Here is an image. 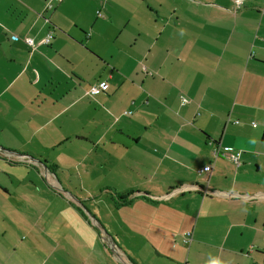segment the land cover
<instances>
[{
    "label": "crops",
    "instance_id": "0c3cea01",
    "mask_svg": "<svg viewBox=\"0 0 264 264\" xmlns=\"http://www.w3.org/2000/svg\"><path fill=\"white\" fill-rule=\"evenodd\" d=\"M233 7L0 0V264H264V0Z\"/></svg>",
    "mask_w": 264,
    "mask_h": 264
},
{
    "label": "built area",
    "instance_id": "2783aa9c",
    "mask_svg": "<svg viewBox=\"0 0 264 264\" xmlns=\"http://www.w3.org/2000/svg\"><path fill=\"white\" fill-rule=\"evenodd\" d=\"M56 1L59 2L61 0H56ZM249 1H251V0H234V8H235V10L238 11L239 9L243 8L245 6V4L247 2H249ZM51 7H52V5L49 3L47 5V9L50 10ZM52 39H53V34L50 31V32H48V34L46 35V37L43 40L40 41L39 45L48 46L50 44V42H51ZM12 40L17 41L19 39L17 37H14L13 36L12 37ZM22 41L31 50H34L36 48V45L37 44L34 42V40H32L30 38H25ZM105 87H106V85L104 83H102V84H100L98 86H92L89 89V92L88 93L91 96H98L101 93H103ZM185 103H187V101L183 99L182 100V104H185ZM124 115L125 116H130V113L124 112ZM252 126H253V128L257 127L256 124H253ZM213 154H214V157L215 158H223V159H226V160L230 161L232 164H234L235 166L240 165L239 152L236 149H234V148H227V149L221 150L220 148L215 147ZM204 171L207 172V170H203V171H200L199 174L200 173H203ZM189 241H190V234L187 233L185 235V238H184V241L183 242L185 244H188Z\"/></svg>",
    "mask_w": 264,
    "mask_h": 264
},
{
    "label": "rangeland",
    "instance_id": "374dc122",
    "mask_svg": "<svg viewBox=\"0 0 264 264\" xmlns=\"http://www.w3.org/2000/svg\"><path fill=\"white\" fill-rule=\"evenodd\" d=\"M233 8H234V7H233ZM234 10H235V8H234ZM235 11H236V10H235ZM126 113H130V115L133 114V112H130V111H126ZM41 163H42V162H41ZM42 165H43V164H42ZM44 166L46 167V165H44ZM46 168H47V167H46ZM36 172H37V171H36L35 168H34V174H35V175H37ZM38 172H39V173H38V178H37L35 175L33 176V184H34V185L44 184V183H42V182L40 181V180H41V177H40L39 174L41 173V170H39ZM72 173L75 174L74 171H73ZM71 175H72V174H71ZM71 175H69V178H70ZM75 177H76V180L78 181V179H79L80 176L78 177V176L75 175ZM70 179H71V178H70ZM71 180H72V179H71ZM38 181H40V183H38ZM50 189H51V188H48V187L46 188V190L52 192V191H51L52 189H51V190H50ZM54 194L56 195L55 192H54ZM70 194H71L73 197H75L76 194H78V196H79V195H82V194H80V193H76V192H74L73 190H72V192H71ZM56 196H57V195H56ZM108 196H109V194H108ZM64 197H65V196L62 195V193H61V195L59 196L60 199H62V198L65 199ZM114 198H116V197H114ZM48 199H51V200H52L51 197H49ZM108 199H109V198H108ZM53 200H54V199H53ZM58 200H59V199H57V202H60V201H58ZM65 200H66V199H65ZM77 200H79V199L77 198ZM109 201H110V199H109ZM116 201H118V200H116ZM115 203H116V202H115ZM82 206L84 207V209H85L87 212H89V213H93V214H94V211L90 208V203H88V202H83V203H82ZM80 208H81V207H80ZM110 209H111V208H110ZM80 210H82V212L85 213V211H84L83 209H80ZM85 214L87 215V217H89L87 213H85ZM93 214H92V215H93ZM94 215H95V214H94ZM98 217H100V215H99Z\"/></svg>",
    "mask_w": 264,
    "mask_h": 264
},
{
    "label": "trees",
    "instance_id": "16d2710c",
    "mask_svg": "<svg viewBox=\"0 0 264 264\" xmlns=\"http://www.w3.org/2000/svg\"><path fill=\"white\" fill-rule=\"evenodd\" d=\"M118 201H116L117 205L119 206H125V205H129L131 203V200H128L127 196L123 197V196H117L116 197ZM77 211L84 217L86 218V216L84 215V213L82 212V210H80L79 208H77Z\"/></svg>",
    "mask_w": 264,
    "mask_h": 264
}]
</instances>
